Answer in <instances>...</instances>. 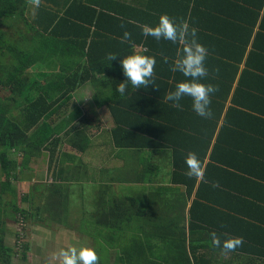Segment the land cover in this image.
Listing matches in <instances>:
<instances>
[{"label": "crops", "instance_id": "obj_1", "mask_svg": "<svg viewBox=\"0 0 264 264\" xmlns=\"http://www.w3.org/2000/svg\"><path fill=\"white\" fill-rule=\"evenodd\" d=\"M14 1L24 15L0 20V34L13 35L17 33L14 29L22 28L28 19L33 21L37 17L40 6L35 8L26 0ZM218 2L219 12L214 13L218 19L211 23L203 20L210 37L198 34L199 41L209 49L208 82L219 89L211 98L212 118L198 116L190 98H183L179 108L164 99L185 79L181 73L171 71L181 46L154 40L158 51L146 54H156L155 84L138 89L129 84L123 96L118 92L123 123L132 126L131 132L138 142L146 141L145 150H121L111 142L112 130L117 126L109 106L111 95L105 98L108 100L105 104L98 105V87L91 82L75 94V100L85 111L84 122L92 127L94 141V147L85 157L84 171L92 173L90 180L85 178V183L89 189L113 183L115 186H111L117 189L118 195L138 200L133 201L137 205H132L131 210L135 215L132 225L138 222L139 227L131 235H142L147 229L159 234L161 230L165 236L178 237L185 245L194 246L196 253L189 251V255L202 254L204 264H264V3L258 10L252 7L258 12V20L251 24L248 15L230 8L224 0ZM193 24H200V20ZM6 25L13 31L4 32ZM21 33L7 37L22 41L23 37L18 35ZM117 39L119 52L115 61L122 67L120 61L131 49L127 43H121L122 38ZM163 56L169 57L167 64ZM121 67L120 72H123ZM97 76L100 91L106 86L108 74ZM118 76L117 86L126 80L123 73ZM89 103L102 111V120L99 116L98 123L94 122V116L87 114ZM109 123L111 126L106 127ZM190 151H195L205 163L203 181L186 175L185 157ZM214 182H218L219 187H212ZM91 196L90 205L93 204ZM140 205L146 213L143 218L149 223L145 229L141 228L144 219L136 216ZM100 210L95 207V211L90 212L92 221L93 216L98 218ZM48 216V212L45 213L46 219ZM160 216L167 225L156 232L151 223H156ZM213 230L221 234L222 240L226 234L243 237L244 243L225 255L222 248L211 246ZM9 238L8 234L7 245ZM153 242V251H156V245L161 246L162 242L160 239ZM162 249L159 251H164Z\"/></svg>", "mask_w": 264, "mask_h": 264}, {"label": "trees", "instance_id": "obj_2", "mask_svg": "<svg viewBox=\"0 0 264 264\" xmlns=\"http://www.w3.org/2000/svg\"><path fill=\"white\" fill-rule=\"evenodd\" d=\"M11 2L14 3L13 7ZM224 3L248 15L251 24H255L258 12L253 11L252 7L258 10L264 0H224ZM218 12V0H41L36 19L26 22L29 31L22 33V41L9 38L15 35L0 34L2 235L7 233L10 221L68 223L73 207L74 185L83 189L87 183L82 173L86 163L85 157L64 150L63 146H69L84 156L94 147L92 127L84 122L85 111L75 100L76 92L88 82L98 87V105L105 104L108 101L105 98L111 95L109 106L117 119L111 142L121 150L147 148L146 141L140 143L132 134V126L123 123L117 91L118 75L123 72H120L121 66L118 67L115 60H107L109 53L119 52L117 38H122L126 30L130 31L132 42L156 52V40L151 36L144 37L137 24L154 26L159 17L167 13L177 20L192 23L190 26L198 29V37V34H203L209 38L203 20L206 23L215 21L218 17L214 13ZM18 15H24V11L18 10L14 0H0V20ZM197 19L200 24H193ZM127 47L131 49L129 43ZM175 48L173 51L176 53ZM96 74H108L104 82L106 86L102 83L100 91V80ZM14 113L19 114L13 116ZM48 152L51 168L58 163L54 172L57 182L35 185L34 191L23 197L24 203L32 202L34 209H23L19 206L17 184L23 181V174L32 161ZM85 193L88 197L92 194V206L101 208L97 219L93 216L92 221L90 215L91 221L82 220L96 231L92 236L96 240L100 264L105 252L110 254V258L103 264H204L202 254L189 255V251L196 253L194 246L185 245L178 237L165 236L161 230L159 234L148 229L142 235L128 233L126 226L135 219L131 207L137 205L133 201L138 200L118 195L111 185L92 189L87 187ZM37 198L43 203L37 204ZM47 212L49 218L46 219L44 215ZM136 212L139 220L146 216L142 205ZM143 219L141 228L145 229L149 223L147 218ZM163 225L167 223H151L156 232L164 228ZM153 239L162 242L161 246L156 245V251H153ZM20 248L18 244L16 249L9 247L5 238L0 239V264H13L16 255L22 253ZM22 248L27 260L30 245H23ZM161 249L164 251H159Z\"/></svg>", "mask_w": 264, "mask_h": 264}, {"label": "clouds", "instance_id": "obj_3", "mask_svg": "<svg viewBox=\"0 0 264 264\" xmlns=\"http://www.w3.org/2000/svg\"><path fill=\"white\" fill-rule=\"evenodd\" d=\"M26 2L35 8L41 4V0H26ZM121 27H124L121 24ZM142 30L144 37L151 36L157 41L166 40L181 47L177 50L176 57L171 65L172 72H179L185 79L179 81L174 91H169L164 99L173 102L172 106L179 108L180 101L187 97L192 100L194 112L205 119L213 116L211 109L212 96L219 90L218 87L208 82L209 69L206 65V59L209 56V49L199 41L196 27H191L189 22L170 16L167 13L159 17L158 23L154 26L149 24H137ZM121 43H129L131 47L130 54L124 56L120 61L126 80L120 82L117 91L123 96L129 84L132 88H147L150 84H155L156 56L148 55L149 49L137 46L132 42V33L125 31ZM162 55V54H161ZM117 59V55L109 53L108 61ZM163 62L168 63L169 57L163 56ZM218 72L219 70L216 69ZM86 99V98H85ZM187 166L186 175L189 178H196L203 181L206 171L204 161L195 151H190L185 157ZM212 187H219L218 182H214ZM226 236L221 239V234L215 230L210 233L211 246L222 248L226 255L235 251L244 243L243 237ZM52 260L56 264H100V256L97 248L90 244H69L60 248L53 254Z\"/></svg>", "mask_w": 264, "mask_h": 264}, {"label": "rangeland", "instance_id": "obj_4", "mask_svg": "<svg viewBox=\"0 0 264 264\" xmlns=\"http://www.w3.org/2000/svg\"><path fill=\"white\" fill-rule=\"evenodd\" d=\"M3 30L6 33L12 32L13 28L11 29L10 27H8V25H6ZM21 31L22 33L27 34L29 30L27 29L26 25L22 26V28L14 29V32L17 33H21ZM17 33L13 35H16L17 37ZM22 33L18 35H22ZM85 107L87 108V106ZM87 110V114L92 117L94 116V122L98 123V121H100V118L102 117V111L95 109L92 103H89V108H87ZM18 114L19 113H14L13 116ZM99 116L100 118H98ZM105 126L107 127L111 125L109 123L105 124ZM93 134L95 133L93 132ZM63 149L73 151L79 157H86L82 153L74 151L69 146L64 145ZM57 165L58 163H55L53 165V168H51L50 152L46 153L41 158L32 161L30 168L26 170L23 174V181L17 184L19 194L18 198L20 203L19 206H21V208L27 209L29 211H32L31 209H34L33 203H24L23 197L33 192L35 185H51L52 183L56 182L54 172L55 170H57ZM84 170L85 168L83 167V178H88V180H90V175L92 173H86ZM110 184L115 186L113 183ZM73 189V207L71 208V216L68 218L69 221L67 225L64 224L59 226V224L49 223L48 225H46V227L41 223H34L33 220L27 222L21 220L18 223H13L10 221L7 227L8 232L6 234L2 235V232L0 231V239L5 238V241H7L8 234L11 236V238H9L8 246L12 245L11 247H14V249L17 248V244L18 246H21L20 251L22 253L17 254L14 259L16 264H56V262L52 260V257L53 254L56 253L60 248L66 247L69 244H90L92 246L96 245V240L92 236L96 233V231L91 226H87V224H89L87 221L92 220V218L90 220V218L88 217L90 215V212L95 211V207L92 206V204L90 205L88 202L90 200V197H88L85 193L87 187L84 184L83 189L78 185L75 188L74 185ZM92 194L95 196L94 192H92ZM39 195L40 193L37 194L38 198L40 197ZM38 198L36 201L37 204L43 203ZM164 213L166 212L164 211ZM159 218L160 219L157 220L158 223L164 222V219L161 218V216ZM83 219H86L87 221L82 222ZM137 223L138 222H136V224ZM136 224H129L127 226V231L129 233H133L134 231L136 232L139 227L136 226ZM81 226H83V228H81ZM18 237L21 239V241H18ZM26 244H29L31 248L28 252L29 258L27 260L24 259V249L22 248L23 245ZM99 247L101 248L102 246ZM113 253H115V251ZM109 258L110 254L105 252V256L103 257L101 263L103 264ZM15 263L13 262V264Z\"/></svg>", "mask_w": 264, "mask_h": 264}]
</instances>
